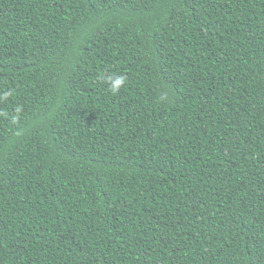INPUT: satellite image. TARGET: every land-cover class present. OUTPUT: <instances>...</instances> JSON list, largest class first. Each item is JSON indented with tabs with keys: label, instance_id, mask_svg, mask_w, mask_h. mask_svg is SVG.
Returning a JSON list of instances; mask_svg holds the SVG:
<instances>
[{
	"label": "trees",
	"instance_id": "1",
	"mask_svg": "<svg viewBox=\"0 0 264 264\" xmlns=\"http://www.w3.org/2000/svg\"><path fill=\"white\" fill-rule=\"evenodd\" d=\"M8 91L0 264H264V0H0Z\"/></svg>",
	"mask_w": 264,
	"mask_h": 264
},
{
	"label": "clouds",
	"instance_id": "2",
	"mask_svg": "<svg viewBox=\"0 0 264 264\" xmlns=\"http://www.w3.org/2000/svg\"><path fill=\"white\" fill-rule=\"evenodd\" d=\"M100 78L108 85V89L113 94L118 93L125 85L126 77L122 74H108L101 73ZM12 93L10 91L0 94V99L6 100Z\"/></svg>",
	"mask_w": 264,
	"mask_h": 264
}]
</instances>
